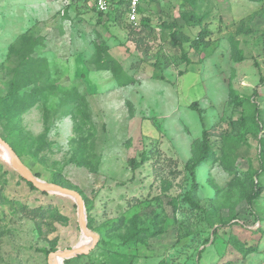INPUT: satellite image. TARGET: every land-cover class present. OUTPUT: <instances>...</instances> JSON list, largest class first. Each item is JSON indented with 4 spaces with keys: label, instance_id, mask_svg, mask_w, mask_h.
Returning <instances> with one entry per match:
<instances>
[{
    "label": "rangeland",
    "instance_id": "374dc122",
    "mask_svg": "<svg viewBox=\"0 0 264 264\" xmlns=\"http://www.w3.org/2000/svg\"><path fill=\"white\" fill-rule=\"evenodd\" d=\"M125 12L122 4L99 13L93 0H0V96L19 77L20 95L36 88L38 94L20 123L41 145L20 159L40 179L81 189L90 204L89 229L99 235L90 253L63 264H264V172L253 176L262 191L251 204L245 175L259 168L258 138L264 136V0H143L140 17L149 18L153 31L129 23ZM190 13L208 30V44L198 50L191 41L200 27L181 16ZM162 21L178 24L188 62L169 44ZM21 34L37 38L31 54L47 61L48 80L33 83L15 72L20 56L11 46L20 47ZM99 43L135 82L120 86L109 70L95 68L90 60ZM229 88L257 105L259 133L240 125L251 107L230 101ZM71 89L88 107L92 134L86 142L97 157L90 167L72 160L77 134L72 104L65 101ZM5 124L0 110V136ZM203 126L217 155L222 137L235 140L233 169L217 158L198 165L193 176L185 168ZM4 159L0 147V264H48L50 252L88 245L74 201L30 189ZM194 182L203 210L221 205L214 215L183 202ZM22 203L56 209L67 219L54 220L47 211L37 229L20 211ZM131 219L161 232L142 243H122ZM51 246L56 249L46 254ZM249 246L256 250L246 252Z\"/></svg>",
    "mask_w": 264,
    "mask_h": 264
},
{
    "label": "trees",
    "instance_id": "16d2710c",
    "mask_svg": "<svg viewBox=\"0 0 264 264\" xmlns=\"http://www.w3.org/2000/svg\"><path fill=\"white\" fill-rule=\"evenodd\" d=\"M184 1L191 5L194 4V0H184ZM251 1H260V0H251ZM115 3L120 6L124 4V0H117ZM110 7H112V5H110ZM181 16L184 18L187 24L198 25L200 27V30L197 33L196 38L191 41L192 48L198 50L201 43L207 45L208 42L205 40V37L207 36L208 30L205 24L202 23V18H200L195 13H190L189 15L182 14ZM114 18L117 19V16H115ZM139 19L138 21L140 25L146 26L150 31H153V27L150 25L149 18L140 17ZM160 25H161L160 28L162 30L168 29L167 39L169 44L172 45L174 48H176V50H181V59L188 62L189 59L187 55L182 51V42L184 36H182L180 30L178 29L179 28L178 24L174 21L172 22L162 21ZM230 41L232 43L233 50L238 51L237 48L239 44L238 40L235 39L234 37H231ZM37 42L38 41L36 37L27 34H21L15 44V45L17 44L20 45V47L19 48L17 47L15 49L14 46H11V50L17 51L19 53L18 56H20V62H19L20 64L15 72H17V75L19 76L22 73L21 77H23V80L30 81L33 83L41 82V80L46 81L50 78L49 66L47 64V61L44 60L43 57H34L31 54L32 50L37 45ZM94 53L95 56L92 60H90V62L95 66L97 70H109L118 85L123 86L135 82L133 77L128 75L123 70L120 62H118L111 54H109L108 48L105 43L95 44ZM153 65L161 68L160 63L157 61H155ZM25 71H27V75L24 74ZM152 77L158 80L164 79V76L161 73L152 74ZM20 79L21 78L19 77L16 80H12L10 82V85L14 86V88L12 90H9L7 94L0 96V110L3 114V117L6 120V124H5L6 134L1 137L11 146V148L14 150L17 156L19 158H22L25 150L28 151L31 149L34 150L39 149L41 144L39 138L28 134L20 123L22 113L36 102L35 100L37 99V95H38L36 92L37 88L35 90L33 89L26 93L24 92V94L20 95L19 94L20 89H18V85L23 83V81L22 82L19 81ZM261 81L263 82L264 79L262 78ZM228 96L230 101L234 102V104L236 105L237 104L241 105L245 103L247 105H250L251 110L249 109L246 115H243L241 117L240 125L242 127L249 126L256 133H259L261 131L262 123L258 117L257 105L254 104V102L249 97L248 98H245L244 96L240 97L233 88L228 89ZM65 101L66 102L69 101L70 102L69 104H72V108L70 111L71 113L73 112V118L75 120L73 130L77 134L76 136L77 138L73 140L72 160L73 162L75 161L77 164H83L86 167H90L89 165L93 163L92 162L93 160H96L97 162V157L96 154L93 152V150L86 142L89 135L92 134L91 133L92 126H89V124L91 123L89 121L88 107L84 100V96L80 95L77 92V90L71 89L65 92ZM190 107L193 109H197V105L195 102L190 104ZM83 133H86V136L85 135L83 136ZM258 141H259V168L255 170L254 173L248 172L245 174L246 180L249 183L248 185H250L246 195L248 204H251L254 199H258L262 191V185L260 184V182H258L257 180L254 182L253 180V176H257L258 178L260 173L264 172V136L259 137ZM234 142L235 140L231 141L230 138L226 136L222 137L220 152L219 155H217L216 151L213 149V144L210 142L208 138V131L203 126L201 132V139L196 140L194 143L191 144L192 153L190 158L185 164V168L189 171L191 176H193L195 172V168L198 165L206 162L208 159L217 158L226 168L229 167L230 169H233L234 160L230 157V153L234 149L233 145L235 147ZM133 164H137V163L133 162ZM36 176H38L37 173ZM18 178L21 180L23 179L19 175ZM51 182L77 190L81 194L85 202L86 212L90 210V204L88 203V200L86 199L81 189L77 188L76 186H73L69 182H64L57 178H53ZM25 183L29 186L30 189L36 190V188L30 182L25 181ZM197 187L198 185L196 184V182L192 183L190 187L187 190H185V192L183 193L182 200L183 202L187 203L189 206H191L194 209L205 211L202 208L200 200L197 198L196 195ZM42 193L47 194V192L45 191H43ZM220 207L221 205H218L215 208L210 207L205 212H207L208 215L209 214L214 215ZM20 211L24 214V216L34 220L37 229L41 227L40 223L45 218L46 216L45 213L47 211L50 212V215L54 220L64 221L67 219L56 209L46 210L41 205L29 206L28 204L22 203L20 207ZM87 218L90 221V218L89 217ZM208 219L210 220L211 223L212 219L210 217H208ZM128 222H129V227L127 228L126 232L121 236V242L125 244L129 242L142 243L147 237L155 236L161 232L160 230H154L148 226L137 227V224L133 219L128 220ZM87 226L88 228L90 227L88 221H87ZM118 226L117 227L115 226L116 229H118ZM216 230L217 228H214L212 230L213 235L216 233ZM207 241L208 239H206V242ZM55 249L56 246H51L49 249L44 248L43 251L46 254H48L50 251H53ZM255 250H256L255 246H249V248L246 249V252H251ZM83 255H87V254H83ZM157 264H168V262L164 259H161L158 261Z\"/></svg>",
    "mask_w": 264,
    "mask_h": 264
},
{
    "label": "water",
    "instance_id": "95a60500",
    "mask_svg": "<svg viewBox=\"0 0 264 264\" xmlns=\"http://www.w3.org/2000/svg\"><path fill=\"white\" fill-rule=\"evenodd\" d=\"M0 147L5 152L7 159L5 160L25 181L30 182L39 191L51 192L67 196L71 198L77 207V222L81 230L82 236L90 238L88 245L77 243L68 249L55 250L48 254V264H56L53 258L56 256L60 259V264H63L65 259L76 255L88 254L98 241L99 235L90 230L87 226L85 202L81 194L72 188L62 186L54 182H48L40 179L35 173L25 165V163L17 156L11 146L0 136Z\"/></svg>",
    "mask_w": 264,
    "mask_h": 264
},
{
    "label": "built area",
    "instance_id": "2783aa9c",
    "mask_svg": "<svg viewBox=\"0 0 264 264\" xmlns=\"http://www.w3.org/2000/svg\"><path fill=\"white\" fill-rule=\"evenodd\" d=\"M117 0H93L98 12H106L110 5H117ZM143 0H124L126 20L129 23H136L140 18V7Z\"/></svg>",
    "mask_w": 264,
    "mask_h": 264
},
{
    "label": "bare ground",
    "instance_id": "6f19581e",
    "mask_svg": "<svg viewBox=\"0 0 264 264\" xmlns=\"http://www.w3.org/2000/svg\"><path fill=\"white\" fill-rule=\"evenodd\" d=\"M90 241H91V239H90ZM89 243H90V242H89ZM53 262L56 263V264H60V259H59L58 257L55 256Z\"/></svg>",
    "mask_w": 264,
    "mask_h": 264
}]
</instances>
